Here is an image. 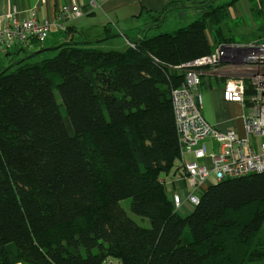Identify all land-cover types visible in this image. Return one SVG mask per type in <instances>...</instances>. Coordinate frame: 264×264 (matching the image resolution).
I'll use <instances>...</instances> for the list:
<instances>
[{
	"label": "trees",
	"instance_id": "1",
	"mask_svg": "<svg viewBox=\"0 0 264 264\" xmlns=\"http://www.w3.org/2000/svg\"><path fill=\"white\" fill-rule=\"evenodd\" d=\"M238 1L124 50L64 43L0 71V264H264V172L207 185L185 217L162 179L181 158L176 66L229 41Z\"/></svg>",
	"mask_w": 264,
	"mask_h": 264
},
{
	"label": "built area",
	"instance_id": "2",
	"mask_svg": "<svg viewBox=\"0 0 264 264\" xmlns=\"http://www.w3.org/2000/svg\"><path fill=\"white\" fill-rule=\"evenodd\" d=\"M82 16V9L73 5L61 9L57 19ZM50 29L49 21L41 22L35 16L19 21L12 13L0 15V57L6 52L27 48L34 40L45 41ZM128 45L134 47L129 41ZM222 65L236 76L225 84L223 96L227 102L242 106L244 136L233 129L218 130L203 114V76L207 68ZM176 68L185 72L184 83L172 91L181 156L191 154L194 157L185 163L179 180L186 185V201L195 207L207 185L264 172V42L219 44L210 55ZM200 160L202 163L198 162ZM172 199L178 211L183 205L181 194H173ZM102 264L125 263L107 258Z\"/></svg>",
	"mask_w": 264,
	"mask_h": 264
},
{
	"label": "crops",
	"instance_id": "3",
	"mask_svg": "<svg viewBox=\"0 0 264 264\" xmlns=\"http://www.w3.org/2000/svg\"><path fill=\"white\" fill-rule=\"evenodd\" d=\"M230 0H0V15L8 13L22 21L35 16L39 21H49L51 29L46 46L31 43L27 48L15 52H6L0 57V70L8 67L13 55L17 60L33 58L41 51L56 50L64 43H88L94 48L103 50L111 48L124 50L129 39L158 34L162 28H181L197 19L209 5H224ZM78 6L83 16L75 19L58 20L57 14L65 6ZM234 13L229 12L228 19L238 22L235 32L250 38H262L264 33L258 31L259 23L251 14V1L239 0L233 6ZM163 11L158 15V12ZM158 17V18H157ZM170 20H173L169 24ZM167 27V28H166ZM244 41V42H247ZM249 43V42H247ZM243 43V44H247ZM103 44L106 46L104 47ZM221 70L210 69L203 76L201 88L203 98V114L205 119L218 130L225 132L233 129L239 136L245 135L244 110L239 103L227 102L223 96L225 84L236 76L222 65ZM219 68V69H220ZM232 75L234 77L222 76ZM191 154H185L177 160L174 169L163 178L165 186L172 185L173 192L181 194L183 210L179 213L185 217L194 207L185 199L186 185L180 181L184 173V165ZM167 189V188H166ZM171 192V191H170Z\"/></svg>",
	"mask_w": 264,
	"mask_h": 264
},
{
	"label": "rangeland",
	"instance_id": "4",
	"mask_svg": "<svg viewBox=\"0 0 264 264\" xmlns=\"http://www.w3.org/2000/svg\"><path fill=\"white\" fill-rule=\"evenodd\" d=\"M228 12L234 13L233 9H229ZM172 22H173V20H170L169 24H171ZM237 23L238 22H235V20L233 21V20H231L229 18V19H227V21L225 23L222 24V28L224 30V35L229 40L227 42H223L222 44H243V43L249 42L247 44H243V45H248V44H251V43H255L256 44V43H259V42H264V40L262 38H258V37L250 38V39H248L249 41H247L246 40L247 38L245 36L239 35V33L234 31L236 29ZM176 29L177 28H175V29H173V28H170V29L162 28V30H157V33L160 34V33H165V32H172V31H175ZM210 38H211V41H212V37L211 36H210ZM48 40H49V38H47L45 41L37 43L36 45H38V46H46L47 43H48ZM244 41H247V42H244ZM103 46L105 47L106 45L103 44ZM103 50L107 51V50H111V48L107 47V48H103ZM56 54H57V50H54V49L41 51L37 55H35L33 58H31V62H37V61H40V60L45 59V58H50V57L55 56ZM16 57H17L16 55H13V57H12V60L13 61L15 60V62L18 61ZM12 63H14V62H12ZM9 64L7 66H9ZM219 68H220V66L214 68V70L218 69V71H223V69L221 70V68L220 69ZM14 70H16V66L12 68V71H14ZM209 70H210V68L206 69V71H209ZM222 76L231 77L232 75L231 74L230 75L225 74V75H222ZM232 77H234V76H232ZM56 96H57L58 100H60L59 93L57 91H56ZM63 113H65V109H63ZM189 160H194V157L193 156H191V157L189 156ZM198 162L202 163V160H200ZM162 177L165 178V179L167 178V176L165 174H163ZM166 188H167V192L168 193H172L173 192L172 185L166 186ZM121 204L124 207V209L127 211L128 215L130 217H132L134 220H136L139 224H141L143 226H146V227L150 226V221H149L148 218H141V217L135 215L132 212V210H131V200L130 199H126V200L122 201ZM182 207L178 210V212L180 214L181 213H185V211L183 210Z\"/></svg>",
	"mask_w": 264,
	"mask_h": 264
}]
</instances>
